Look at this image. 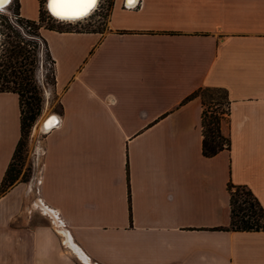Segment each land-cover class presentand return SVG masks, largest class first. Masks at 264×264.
Listing matches in <instances>:
<instances>
[{"label":"crops","instance_id":"crops-1","mask_svg":"<svg viewBox=\"0 0 264 264\" xmlns=\"http://www.w3.org/2000/svg\"><path fill=\"white\" fill-rule=\"evenodd\" d=\"M138 1L111 0L100 28H40L59 123L36 186L0 192V264H264V228L229 226L228 187L264 210V0ZM205 88L228 100L212 155ZM20 135L19 94L0 90V183Z\"/></svg>","mask_w":264,"mask_h":264},{"label":"rangeland","instance_id":"rangeland-1","mask_svg":"<svg viewBox=\"0 0 264 264\" xmlns=\"http://www.w3.org/2000/svg\"><path fill=\"white\" fill-rule=\"evenodd\" d=\"M36 0H27V6L33 10ZM111 4V0H98L96 8L91 14L83 19L76 21H61L53 17L47 9L46 0H39V12L42 13L43 20L40 21V27L29 26L24 17L19 14V0H10L7 5L0 8V62L5 60L3 52L13 43L20 42L24 47V53L18 57V61L11 63L16 65L17 80L26 81L30 78L31 85L35 88L25 87V96L38 94L39 112L32 121L27 131L25 143L21 150L12 158V167L17 168V178L15 180H31L34 184L38 183L42 169L43 155V131L35 129L39 121L51 113L58 110L59 97L53 87V63L47 53V48L42 38L40 28L45 25H51L56 28L89 29L93 27L104 26L105 19ZM22 40V41H20ZM3 65H0L2 67ZM204 98L205 108L217 110L220 115V128L224 136L226 133L227 103L224 100V92L220 90H200ZM213 97V98H210ZM34 101V99H32ZM34 103V102H33ZM35 105V104H34ZM24 109L26 103H23ZM40 122V123H41ZM38 199L35 200L34 211L38 215H49L39 207Z\"/></svg>","mask_w":264,"mask_h":264},{"label":"trees","instance_id":"trees-1","mask_svg":"<svg viewBox=\"0 0 264 264\" xmlns=\"http://www.w3.org/2000/svg\"><path fill=\"white\" fill-rule=\"evenodd\" d=\"M27 24L31 27H40V21L43 20L41 11L39 12L38 19L25 18ZM48 28H53L51 25H45ZM44 43L47 48L46 41L42 36ZM22 41V40H20ZM24 53V47L20 42L13 43L11 47H7L3 52L5 60L0 62V90H13L17 91L19 94V100L21 104V135L15 147L12 158L17 154L21 147L25 143L27 131L30 127L32 121L39 112L38 102L40 96L38 94L25 96V87L35 88L31 85V79L28 78L26 81L17 80L15 77L17 74V69L15 64H12L11 60L14 62L18 61V57ZM49 55V52L47 50ZM50 57V55H49ZM51 61L53 59L50 57ZM53 63V62H52ZM54 82V74L52 83ZM220 90L217 88H205L202 90ZM202 97V95H201ZM213 98V97H210ZM224 100L227 103L228 111V100L224 92ZM34 99V101L32 100ZM26 103V108L24 109L23 103ZM34 102V103H33ZM203 109H202V152L205 155H212L221 150L222 148L229 146V137L224 136L220 128V115L217 114L215 109L205 108V101L202 97ZM35 104V105H34ZM226 111V112H227ZM17 168L12 167V159L7 166L5 174L0 183V192L5 191L9 185H11L17 178ZM24 180V179H21ZM230 190V224L229 226L233 229H259L264 228V210L257 200L256 196L253 194L251 189L245 184H228Z\"/></svg>","mask_w":264,"mask_h":264},{"label":"snow or ice","instance_id":"snow-or-ice-1","mask_svg":"<svg viewBox=\"0 0 264 264\" xmlns=\"http://www.w3.org/2000/svg\"><path fill=\"white\" fill-rule=\"evenodd\" d=\"M9 0H0V5ZM134 0H129L133 3ZM97 0H49V8L53 15L62 19H79L88 15L95 7Z\"/></svg>","mask_w":264,"mask_h":264},{"label":"water","instance_id":"water-1","mask_svg":"<svg viewBox=\"0 0 264 264\" xmlns=\"http://www.w3.org/2000/svg\"><path fill=\"white\" fill-rule=\"evenodd\" d=\"M10 1V0H9ZM8 3L6 4H2L0 5V8L4 7L5 5H7ZM56 116L58 117V119H56ZM52 120V122H51ZM59 123V116L57 113L55 112H51L49 113L46 118L43 120L42 122V126L40 128V130L42 131H47L49 130L50 128L56 126L57 124Z\"/></svg>","mask_w":264,"mask_h":264},{"label":"bare ground","instance_id":"bare-ground-1","mask_svg":"<svg viewBox=\"0 0 264 264\" xmlns=\"http://www.w3.org/2000/svg\"><path fill=\"white\" fill-rule=\"evenodd\" d=\"M8 3H9V2H8ZM97 3H98V0H97ZM97 3H96V5H95L94 9L96 8ZM46 6H47V9H48V11L50 12V14L53 15L52 12H51V10H50V8H49V0H46ZM94 9H93V10H94ZM93 10H92L89 14H91V13L93 12ZM89 14H88V15H89ZM88 15H86V16H88ZM86 16H84V17H86ZM53 17L56 18V19H58V20H61V21H76V20H80V19H83V18H84V17H83V18H79V19H62V18H59V17H57V16H55V15H53ZM45 118H46V117H45ZM45 118H44V119H45ZM44 119H43V120H44ZM56 119H58L57 116H56ZM43 120H42V122H43ZM40 122H41V121H39V123L35 126V127H37L36 129L39 128V130H40V128H41V126H42V122H41V123H40ZM51 122H52V120H51ZM42 207H43V209H44L45 211H46V210L49 211L47 208H45V206H42ZM80 257H81L82 259L86 260L83 256L80 255Z\"/></svg>","mask_w":264,"mask_h":264},{"label":"built area","instance_id":"built-area-1","mask_svg":"<svg viewBox=\"0 0 264 264\" xmlns=\"http://www.w3.org/2000/svg\"><path fill=\"white\" fill-rule=\"evenodd\" d=\"M140 3V1H138V2H133V3H125V6H127V7H132V6H135V5H137V4H139ZM38 182H39V179L37 180Z\"/></svg>","mask_w":264,"mask_h":264}]
</instances>
